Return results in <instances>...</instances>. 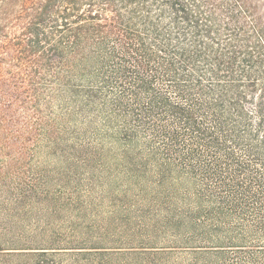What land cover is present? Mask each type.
<instances>
[{
	"label": "trees",
	"instance_id": "trees-1",
	"mask_svg": "<svg viewBox=\"0 0 264 264\" xmlns=\"http://www.w3.org/2000/svg\"><path fill=\"white\" fill-rule=\"evenodd\" d=\"M260 3L0 0V198L43 108L71 103L133 148L188 246L264 264Z\"/></svg>",
	"mask_w": 264,
	"mask_h": 264
},
{
	"label": "rangeland",
	"instance_id": "rangeland-1",
	"mask_svg": "<svg viewBox=\"0 0 264 264\" xmlns=\"http://www.w3.org/2000/svg\"><path fill=\"white\" fill-rule=\"evenodd\" d=\"M260 10L264 13V0ZM42 117L39 137L10 160L15 168L9 193L0 198V252L31 247L48 253L0 256V264H228L232 259L192 248L190 239L176 235L170 209L158 201L140 159L128 156L133 148L112 128L57 100L43 108Z\"/></svg>",
	"mask_w": 264,
	"mask_h": 264
}]
</instances>
